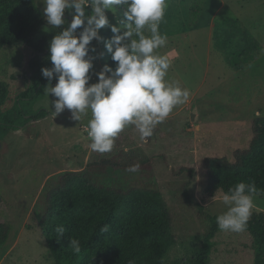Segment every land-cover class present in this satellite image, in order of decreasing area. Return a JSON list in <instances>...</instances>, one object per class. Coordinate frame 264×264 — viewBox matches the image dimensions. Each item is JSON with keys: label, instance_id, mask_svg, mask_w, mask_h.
I'll list each match as a JSON object with an SVG mask.
<instances>
[{"label": "rangeland", "instance_id": "374dc122", "mask_svg": "<svg viewBox=\"0 0 264 264\" xmlns=\"http://www.w3.org/2000/svg\"><path fill=\"white\" fill-rule=\"evenodd\" d=\"M37 1L43 10L42 0ZM123 11L120 6L116 15L108 12L110 23L122 19ZM228 18L244 23L248 32L224 25L216 37V26ZM108 29L100 32L105 40ZM160 31L168 36L166 46L158 50L171 61L166 79L188 89L190 99L174 109L151 138L142 141L130 126L116 139L111 153L92 152L84 133L90 114L79 123L66 109L55 120L48 116L31 122L0 141V195L4 200L0 220L12 227L0 249V264H54L43 245L42 196L54 178L85 170L98 183L111 187L156 186L170 206L176 237L166 264H187L198 252L209 226L201 217V207L214 216L226 210L220 200L211 205L205 160L227 157L234 161L237 151L249 148L255 119L264 117V0H168ZM223 40L229 44L220 48L217 43ZM253 47L260 49L259 58L244 70L235 71L225 61L229 52ZM96 49L90 84L98 82L95 73L112 59L103 42L96 41ZM32 56L26 47L18 54L10 51L0 56V80L10 84L6 108L29 85ZM54 99L45 96L37 108L49 110V101ZM103 160L111 163L89 168ZM137 164L138 172L127 171ZM189 183L192 204L184 195ZM254 203L253 211L264 212V196L255 197ZM215 241L211 264H254L252 237L247 231H220Z\"/></svg>", "mask_w": 264, "mask_h": 264}, {"label": "trees", "instance_id": "16d2710c", "mask_svg": "<svg viewBox=\"0 0 264 264\" xmlns=\"http://www.w3.org/2000/svg\"><path fill=\"white\" fill-rule=\"evenodd\" d=\"M64 19L70 23L72 16L66 11ZM233 26L240 33H247L244 23L232 18L225 19L215 28L216 37L222 26ZM61 29H52L43 17L37 0H0V56L3 53H20L30 48L33 56L29 61L32 72L26 90L17 96L11 108L10 84L0 80V141L26 127L31 122L44 120L50 113L44 107L37 108L45 99L44 89L49 81L42 75V68H51L49 44ZM80 29L77 30L79 34ZM218 34V36H217ZM108 38L113 35L108 29ZM228 40L217 43L227 47ZM96 48V41L90 47ZM260 49L232 51L225 61L235 71H242L259 58ZM92 55H95L93 53ZM109 66L115 67L112 59ZM55 79L52 84L56 83ZM254 138L246 150L235 153V160L227 157H210L205 160L207 193L212 197L219 187L227 191L239 182H255L264 196V117L253 123ZM103 160L90 167L108 165ZM187 184L184 195L192 204ZM45 203L40 227L43 245L54 264H166L176 245L170 206L156 186L140 185L123 189L98 183L89 171L65 172L54 178L52 185L43 193ZM0 195V205L3 203ZM201 217L209 221L203 243L187 264H211L216 237L220 232L216 217L205 213ZM65 229L58 236L56 228ZM108 226V231H101ZM12 227L0 220V249L7 243ZM246 231L252 237L254 264H264V212L253 211ZM70 238L79 239L81 252L73 253Z\"/></svg>", "mask_w": 264, "mask_h": 264}, {"label": "clouds", "instance_id": "9594fccd", "mask_svg": "<svg viewBox=\"0 0 264 264\" xmlns=\"http://www.w3.org/2000/svg\"><path fill=\"white\" fill-rule=\"evenodd\" d=\"M42 3L43 17L50 28L67 25L50 41L48 59L52 67L41 69L49 81L44 95L56 98L49 101V119L55 120L66 109L70 110L71 119L79 123L90 114L85 130L92 152L111 153L116 139L130 126L146 141L174 109L188 103L190 91L166 79L171 61L168 55L158 52L168 41V36L160 31L168 0H42ZM120 6L124 9L123 18L110 23L107 13L116 15ZM66 11L72 16L70 23L64 19ZM105 28L113 34L107 40L100 35ZM93 41L104 43L115 67L105 64L95 73L98 82L90 84V71L98 58L92 55L97 52L94 46L90 47ZM53 79L57 81L55 86L51 83ZM139 168L138 164L132 165L127 171L136 173ZM261 194L255 182H239L227 191L219 187L211 203L220 200L226 209L216 217L219 230L237 234L246 231L255 208L254 198ZM101 231H108V226ZM56 232L60 237L65 229L58 226ZM69 247L74 254H80L79 239L70 238Z\"/></svg>", "mask_w": 264, "mask_h": 264}, {"label": "built area", "instance_id": "2783aa9c", "mask_svg": "<svg viewBox=\"0 0 264 264\" xmlns=\"http://www.w3.org/2000/svg\"><path fill=\"white\" fill-rule=\"evenodd\" d=\"M86 129V128H85ZM84 129V133L86 132V130ZM86 134H87V132H86Z\"/></svg>", "mask_w": 264, "mask_h": 264}]
</instances>
